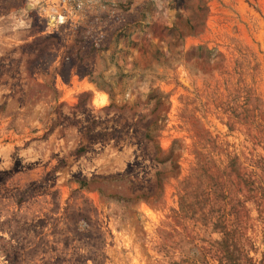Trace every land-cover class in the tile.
I'll list each match as a JSON object with an SVG mask.
<instances>
[{
  "label": "rangeland",
  "instance_id": "rangeland-1",
  "mask_svg": "<svg viewBox=\"0 0 264 264\" xmlns=\"http://www.w3.org/2000/svg\"><path fill=\"white\" fill-rule=\"evenodd\" d=\"M0 0V264H264V0Z\"/></svg>",
  "mask_w": 264,
  "mask_h": 264
},
{
  "label": "built area",
  "instance_id": "built-area-1",
  "mask_svg": "<svg viewBox=\"0 0 264 264\" xmlns=\"http://www.w3.org/2000/svg\"><path fill=\"white\" fill-rule=\"evenodd\" d=\"M82 3V0H54L53 5L48 9L46 18L50 19L54 26L64 25L74 16V12L81 8Z\"/></svg>",
  "mask_w": 264,
  "mask_h": 264
},
{
  "label": "bare ground",
  "instance_id": "bare-ground-1",
  "mask_svg": "<svg viewBox=\"0 0 264 264\" xmlns=\"http://www.w3.org/2000/svg\"><path fill=\"white\" fill-rule=\"evenodd\" d=\"M41 1L42 0H28V7H31V8L36 7L37 5L40 4ZM50 16H52V14Z\"/></svg>",
  "mask_w": 264,
  "mask_h": 264
}]
</instances>
